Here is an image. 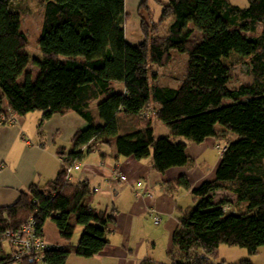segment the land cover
Instances as JSON below:
<instances>
[{"label": "trees", "instance_id": "obj_1", "mask_svg": "<svg viewBox=\"0 0 264 264\" xmlns=\"http://www.w3.org/2000/svg\"><path fill=\"white\" fill-rule=\"evenodd\" d=\"M18 1L0 0V119L39 111L42 127L55 115L75 112L87 125L74 133L71 151L58 148L66 162L54 179L32 184L15 203L0 206V264H38L31 258L15 260L6 236L30 217L44 238L48 221L64 241L83 228L77 244L55 245L45 264L101 253L116 210L93 207L96 191L90 182L67 179L66 167L92 152L105 158L111 155L108 149L116 159L152 155L158 172L191 167L186 142L174 137L227 142L213 180L194 189L188 176L176 180L177 186L192 189L198 202L179 217L170 264H213L221 245L257 255L264 246V0H249L244 9L229 0H155L161 17L158 22L141 18L138 44L126 39L125 0H42V59L28 52ZM258 24L259 35H248ZM196 32L200 41L193 38ZM177 51L189 54L185 78L177 86L158 83L154 67L170 65ZM235 58L247 60L251 83L230 86ZM30 64L39 68L37 76L27 69ZM158 121L167 124L169 135L156 136ZM229 131L238 138L230 140ZM220 191L235 201L230 195L219 198ZM4 241L11 247L8 254ZM236 264L254 263L246 258Z\"/></svg>", "mask_w": 264, "mask_h": 264}, {"label": "crops", "instance_id": "obj_2", "mask_svg": "<svg viewBox=\"0 0 264 264\" xmlns=\"http://www.w3.org/2000/svg\"><path fill=\"white\" fill-rule=\"evenodd\" d=\"M4 104L9 105L7 99ZM19 120V126L6 124L0 128V206L15 203L20 192L27 190L32 184L45 185L54 179L61 166L58 148L65 146L64 140L72 143L74 133L87 125L75 112L55 115L46 122L52 141H45L44 133H39L38 130L40 140L33 143L23 133L24 117L20 116ZM213 139L207 138L203 143L186 140L192 166L173 167L165 172H158L153 168L152 155L140 160L134 157L116 159L112 155L114 149H106L111 155L105 158L98 152L86 155L81 160L80 169L73 171L79 172L75 182L88 180L96 191L95 197L101 193V197L112 203L104 208L101 199L95 200L94 197L92 206L109 210L115 208L116 223L111 226L109 243L101 253L90 258L72 254L67 264H141L145 260L155 264H170L169 253L173 249V235L179 225V217L198 202L192 189L177 186L176 180L186 175L194 189L204 181L215 178L218 165L205 170L197 167L196 163V156L203 153V146H213ZM72 149L71 147L67 152ZM115 168L127 175V182L113 176ZM71 179L73 181V173ZM139 181L141 185L137 184ZM224 195H230V199L235 201L234 196L227 191H222L219 198ZM151 208H155L161 217L158 225L154 222ZM76 230L78 237L75 240H79L83 229L77 227ZM44 236L58 247L73 244L71 240L61 239L52 221L45 224ZM238 248L240 247L221 245L213 257L214 262L236 264L249 258L254 264H264V246L254 256Z\"/></svg>", "mask_w": 264, "mask_h": 264}, {"label": "rangeland", "instance_id": "obj_3", "mask_svg": "<svg viewBox=\"0 0 264 264\" xmlns=\"http://www.w3.org/2000/svg\"><path fill=\"white\" fill-rule=\"evenodd\" d=\"M233 5L238 6L239 8H246L249 5V0H229ZM141 2L142 0H125V9L128 13L126 21H125V32H126V39L131 44H138L143 40V33L141 31V18L145 17L146 19L154 20L155 22H158L161 13H162V7L155 2V0H147V6L143 4L141 8ZM17 9L21 12L22 15V28L24 32L26 33L28 39H29V46H28V52L31 55V57H38L39 59H42V53L40 52L39 48V37L41 33V27L43 22V16H44V7L42 0H20L16 3ZM141 8V10H140ZM173 20L170 19L164 23L165 30L168 28L170 22ZM261 25H257V31L256 32H247L250 36H256L259 35L261 32ZM194 40L200 41L201 40V34L199 32H196L193 36ZM179 50V48H178ZM178 55L176 56L175 60L168 65L167 67H154L153 71L157 74V82L164 85H171V86H177L180 80L185 78L186 76V62L189 59L188 52L183 53L178 52ZM234 67L232 69V76H231V87H238L241 84L245 83H251L253 77L251 75L249 66L247 65V60L243 59H234ZM29 72H31L33 75L37 76L39 72V68L34 65L30 64L27 68ZM97 112V110H96ZM25 120L24 130L23 133L27 137V140L33 141V143H36L38 140H40L39 133H44L45 141H49L51 138V131L47 128V123H45L42 127H40V120L42 117V112L35 111L30 112L23 116ZM17 122L12 123L11 125H21L19 118L17 117ZM2 126H0L1 128ZM39 130V133H38ZM169 132V133H167ZM167 133V134H165ZM46 134V135H45ZM155 134L156 136H164L170 134V129L164 122H157L155 127ZM228 138L230 140H234L238 138V135L232 131L228 132ZM176 141H186L184 137H174ZM213 146L204 145L203 153H199L197 157V167L203 169H211L215 167L216 165H219L221 153L225 145L226 140H220L214 138ZM48 142V144H49ZM59 142V140H58ZM209 142V141H208ZM64 145L67 147L66 150H70L71 147L73 148L72 143L66 142L64 140ZM59 159L62 158L58 156ZM213 171V170H212ZM79 175V172L75 171L73 172V182L77 180V176ZM101 193L97 194V197L99 200L101 199V205L102 207H106V205L110 206L112 203L105 200V198L101 197ZM222 194V191L219 192L218 196ZM99 196V197H98ZM108 203V204H107ZM197 205V203L193 206V208ZM81 227L82 226H78ZM83 231V230H82ZM82 234V232H81ZM80 234V236H81ZM78 237V230L75 231L71 242L74 244V242L78 243L79 240H75ZM14 248V246H13ZM3 249L6 252V254L10 253L11 247L8 244L7 241H4L3 243ZM239 250H244L246 253L247 250L238 248ZM16 248H14V251ZM78 256V255H75ZM78 257H73V259ZM72 259V260H73ZM19 264V263H14ZM78 264V263H75ZM225 264V263H224Z\"/></svg>", "mask_w": 264, "mask_h": 264}, {"label": "built area", "instance_id": "obj_4", "mask_svg": "<svg viewBox=\"0 0 264 264\" xmlns=\"http://www.w3.org/2000/svg\"><path fill=\"white\" fill-rule=\"evenodd\" d=\"M6 117L3 116L0 119V126H4L7 123L12 124L17 122V116L14 113H10L9 119L6 121ZM61 163H65L66 159L60 158ZM81 167V162H75L66 167L67 170V179L72 178V173L74 170H78ZM113 176L118 178L122 182H127L128 177L119 170L115 168L113 170ZM141 185L139 181L137 183ZM155 224L161 223V217L159 216L155 208L150 210ZM6 236L11 242L12 246L16 248L14 253V259L23 262L26 258H31L35 260L38 264H45L46 253L55 247V244L47 241L36 228V220L34 217H30L28 222L23 224L20 228L9 230L6 232ZM213 264H224L223 262H214Z\"/></svg>", "mask_w": 264, "mask_h": 264}]
</instances>
